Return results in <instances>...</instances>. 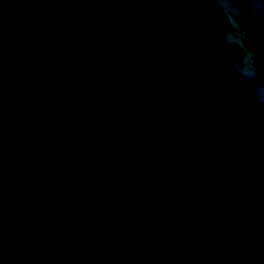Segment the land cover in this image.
Segmentation results:
<instances>
[{
    "label": "water",
    "instance_id": "95a60500",
    "mask_svg": "<svg viewBox=\"0 0 264 264\" xmlns=\"http://www.w3.org/2000/svg\"><path fill=\"white\" fill-rule=\"evenodd\" d=\"M0 264H264V0H0Z\"/></svg>",
    "mask_w": 264,
    "mask_h": 264
}]
</instances>
